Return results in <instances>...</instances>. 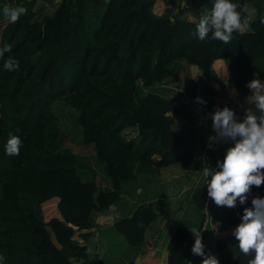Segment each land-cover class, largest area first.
I'll list each match as a JSON object with an SVG mask.
<instances>
[{"label":"trees","instance_id":"1","mask_svg":"<svg viewBox=\"0 0 264 264\" xmlns=\"http://www.w3.org/2000/svg\"><path fill=\"white\" fill-rule=\"evenodd\" d=\"M41 1L56 3L40 12L30 7V0H0V5L28 9L15 24L0 16V47L8 44L12 49L0 59L2 264H134L106 262L96 254L86 257L84 244L72 236L78 233L85 239L91 234V213L115 204L121 183L134 176L136 168L179 164L186 176L204 157L213 168L223 159L232 142L207 147L208 137L214 135L207 114L214 106L232 108L226 86L235 89L236 100L242 102L250 94L246 83L255 76L264 78V58H257L264 43L260 22L264 1L260 5L255 0H235L243 8L251 1L256 19L250 32L234 34L229 45L196 39L195 24L201 15L196 9H210L213 0H189V11L185 6L171 7L169 0H106L94 25L85 19L88 7H96L99 0ZM9 57L19 62L18 70L4 69ZM177 60L184 72L170 65ZM168 81L182 89L187 101H173L150 89L138 92V83ZM197 96L206 105L196 103ZM57 98L74 109L81 142L93 146L110 188L98 186L94 177L80 178L72 149L49 145L47 128L55 119L52 103ZM185 107L191 110L188 120L199 114L204 119L176 130L175 117ZM128 129L134 135L126 136ZM9 134L23 141L18 156L5 153ZM203 184L193 182L187 190L196 224L174 225L160 264H187L188 240L193 238L189 228L202 227L203 221L210 226L212 254L219 258L224 252L230 264H248L252 257L239 251L232 230L243 209L251 207L252 197H264V185L253 187L245 204L237 201L235 208H228L212 200L208 205ZM159 205L157 199L142 200L111 223L127 244L139 248V264H159L158 231L146 233L158 217Z\"/></svg>","mask_w":264,"mask_h":264},{"label":"clouds","instance_id":"2","mask_svg":"<svg viewBox=\"0 0 264 264\" xmlns=\"http://www.w3.org/2000/svg\"><path fill=\"white\" fill-rule=\"evenodd\" d=\"M27 13L28 9L23 5L3 8V17L11 24L17 23ZM255 19V11H248L235 0H213L211 8L203 11L196 22L195 36L200 43L219 41L229 45L234 34L250 32ZM260 22L264 23V17H260ZM11 50L8 44L0 47V59ZM3 67L9 72L16 71L19 62L9 57ZM245 86L250 95L238 102L244 114L242 119H237L235 110L227 105L214 106V110L207 114L214 132L208 137L207 147L215 148L217 144L232 142L223 159L217 160L215 168L209 165L206 157L202 158L201 174L205 178L207 195L218 207L235 208L237 201L243 205L253 187L264 185V80L255 76ZM178 91L182 89L176 90L173 95ZM230 95L235 98L239 94L232 89ZM195 101L200 105L207 103L199 96ZM22 143L19 136L9 134L4 145L5 153L18 156ZM206 229L203 226L189 228L194 237L191 253L202 257L201 264H220L214 254L205 251L202 231ZM232 234L238 241L239 251L252 257L248 264H264V197H252L251 207L243 209L240 222ZM4 260L5 257L0 255V264Z\"/></svg>","mask_w":264,"mask_h":264},{"label":"rangeland","instance_id":"3","mask_svg":"<svg viewBox=\"0 0 264 264\" xmlns=\"http://www.w3.org/2000/svg\"><path fill=\"white\" fill-rule=\"evenodd\" d=\"M257 4H262L264 0H255ZM106 0H99L98 5L89 6L86 19L90 25H94L96 19L98 20L100 13L105 5ZM170 6H185L186 11H189L191 3L189 0H169ZM56 1H52L50 3H43L41 0H30V7L32 9H40V12H46L47 10L53 8ZM190 3V4H189ZM189 6H186V5ZM7 6L5 4L0 5V16L3 15V8ZM12 6V5H9ZM245 8L248 11L251 8V1H248ZM199 13L205 11L204 8L196 9ZM185 10L181 11V14H187ZM171 17V16H170ZM36 54L33 55L35 58ZM154 54H152V59ZM257 58H264V43L259 47V52L257 54ZM170 64L173 69H179L184 72L185 68L182 64V61H173ZM177 64V65H176ZM169 65V64H168ZM176 65V66H175ZM138 92L143 93L146 90H154L159 92L164 97H170L177 90L175 85L170 84L169 81L159 84L153 83L149 86H142L138 83ZM181 97L180 91L176 92L171 99L173 101L182 102V100H186L185 97ZM182 99V100H180ZM52 110L55 115V119L48 125L47 128V136L49 140V145L56 149H72L76 155V159L78 160V165L76 166V172L83 180H88L94 177L97 185L102 188H110V180L106 175L103 165L99 162L95 155L93 146L88 144H83L81 142V133L80 127L75 119V111L69 106L63 98H57L52 103ZM189 112V113H188ZM191 110L188 107H185L181 110L180 114L175 117L174 126L176 130H180L187 122V119L190 118ZM178 120L184 121V123H177ZM196 122V121H195ZM204 127H206V122L202 123ZM227 143H230L227 142ZM226 143V144H227ZM225 144V143H224ZM223 144V145H224ZM210 166V162H208ZM179 165V164H178ZM176 164L168 165L161 167L159 169H142L136 168L134 170V176L126 179L121 183V189L119 191L118 199L116 200L118 208L113 210L111 206L103 209L104 216H101L97 223V228L93 229V236H89L87 240V245L83 250L86 257H89L94 254L95 246L97 248L98 253H101V259L106 262L111 261H121L123 260L122 252L125 247H132L125 242L120 233H118L112 226L109 220L115 218L117 216L114 215V212L119 210V212L125 213L127 209L132 208L134 204L140 202L142 200H156L157 205L160 202L165 201L169 208L166 212V216L158 220L157 222H153L154 225L159 226V238L158 243L163 241L164 250H166V242L167 238L172 231L175 222H180L183 219L187 218L190 213V206L188 203V191L193 182L202 181L205 183V178L201 174L202 169V160L199 161V165L197 168H192L190 172L187 173L185 182L187 185L184 187L185 189L181 190V166H176ZM169 173H175L177 175L176 178L169 176ZM183 174H186L184 172ZM185 177V176H184ZM184 186V185H183ZM25 199V198H24ZM22 198L23 203L25 202ZM208 205H210L211 199L208 197ZM115 202V204H116ZM178 205H181L178 208ZM121 206V208L119 207ZM122 213H119L122 214ZM92 225H94V220L91 215ZM91 225V226H92ZM153 225V224H152ZM90 228V227H89ZM150 229V228H149ZM148 229V230H149ZM147 230V231H148ZM102 231H105L103 234ZM77 234H73V237L76 241L82 240L81 237H76ZM78 236V235H77ZM83 245V244H82ZM157 246V242H156ZM66 250L65 248H62ZM80 259H76L78 263ZM220 264H230V257L223 253L220 256Z\"/></svg>","mask_w":264,"mask_h":264},{"label":"crops","instance_id":"4","mask_svg":"<svg viewBox=\"0 0 264 264\" xmlns=\"http://www.w3.org/2000/svg\"><path fill=\"white\" fill-rule=\"evenodd\" d=\"M261 5V4H260ZM253 9V11H255L254 10V7L251 5V8H250V10H252ZM260 12L261 13H264V4H262V7H260ZM262 80H264V78L262 79ZM170 86V85H169ZM177 90H179L180 88H176ZM232 87L231 86H226V96H227V100H228V102H229V104L231 105V107H232V109H234L235 110V112H236V114H237V118H240V111H242V109L238 106V100H236V97L234 98L232 95H230V92L232 91ZM180 94H181V97L180 98H182V97H184V95H183V91H180ZM247 95H250V94H247ZM246 95V96H247ZM173 100V99H172ZM180 100H182V99H180ZM182 101H187V100H182ZM189 113V112H188ZM204 118H203V116L202 115H196V116H194V118L193 119H187V121H185V122H193L194 120L195 121H199V120H203ZM176 121V120H175ZM182 122L184 123V121H182V120H178L177 121V123H181L182 124ZM186 123V124H187ZM124 132H130L129 134H126L125 133V135L126 136H130V135H134V131H132V130H130V129H128V130H126V131H124ZM176 166H181V165H178V164H176ZM175 166V167H176ZM182 169V171H181V174H182V176H181V178H182V180H180L181 181V186H182V188H181V190H183V189H185L184 187L187 185V182H185V180H187V178H186V176L184 177L183 176V172H184V167H181ZM169 176H171V177H174V178H176L177 177V175L175 174V173H169ZM184 185V186H183ZM138 203V202H137ZM114 205V207H111L113 210H116L117 208H118V206H117V202H116V204H113ZM135 205V204H134ZM120 208H121V206H119ZM133 207V206H132ZM181 207V205H178V208H180ZM168 208H169V206H168V204L165 202V201H163V202H160V205H159V208H158V212H159V214H158V217L156 218V221L155 222H157L158 220H161V219H163L166 215V212L168 211ZM132 208H130V209H127L126 210V212L125 213H122V212H119V210H117V211H115L114 212V215H116L117 214V216L119 215V213H122V214H126V213H128V211H130ZM91 215H92V217H93V220H94V225H92V226H90V229H91V236H93V229H94V227H95V229L97 228V223L96 222H98L99 221V219H100V217L101 216H104V212H103V210H100V211H93L92 213H91ZM116 216V217H117ZM115 217V218H116ZM115 218H113V219H111V220H109L110 221V223H112V221L115 219ZM196 222H197V218H195V215L190 211V213H189V215H188V217L187 218H185V219H183L182 221H180V222H175V224L174 225H176V224H186V223H190V225H195L196 224ZM202 226L203 227H206L207 229L206 230H203L202 231V236H203V243H204V245H205V251L206 252H211L212 253V248H213V239H212V236H211V230H210V226L208 225V224H206L204 221H203V224H202ZM157 230H160L159 229V226H156V225H154V223H153V225L150 227V229L146 232L147 234H153V232H156ZM105 231H102V233L101 234H103ZM75 234H77L76 235V237H78V238H80L81 236L78 234V233H75ZM89 235V236H90ZM80 236V237H79ZM89 236L87 237V238H85V239H82V237H81V239L82 240H78V242L80 243V244H84V245H87V240H88V238H89ZM73 237V236H72ZM74 238V237H73ZM158 238H159V232H158V236H156V242H157V246L155 245V254H156V257H157V259H158V261H159V264L162 262V260L164 259V254H165V251H163L164 250V247H163V241H161V242H159L158 243ZM193 243H194V237L192 238V239H190V240H188V246H187V264H201V260H202V257H200V256H194V255H192V253H191V247H192V245H193ZM139 248L138 247H125V249L123 250V252H122V257H123V260H134L135 258H136V256L139 254V259H140V252H139V250H138ZM224 252H221V253H219V258H218V260H220V256L223 254ZM94 254H96L98 257H101V253H98V251H97V248H96V246H95V250H94ZM231 259V258H230Z\"/></svg>","mask_w":264,"mask_h":264},{"label":"water","instance_id":"5","mask_svg":"<svg viewBox=\"0 0 264 264\" xmlns=\"http://www.w3.org/2000/svg\"><path fill=\"white\" fill-rule=\"evenodd\" d=\"M170 19H172V17H169ZM111 207H114L113 204L110 205ZM134 264H139L140 263V259H139V254L136 256V258L133 260Z\"/></svg>","mask_w":264,"mask_h":264},{"label":"built area","instance_id":"6","mask_svg":"<svg viewBox=\"0 0 264 264\" xmlns=\"http://www.w3.org/2000/svg\"><path fill=\"white\" fill-rule=\"evenodd\" d=\"M240 117H243V115H242V114H240Z\"/></svg>","mask_w":264,"mask_h":264}]
</instances>
